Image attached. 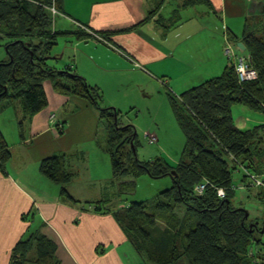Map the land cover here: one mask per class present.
<instances>
[{"label": "trees", "instance_id": "trees-1", "mask_svg": "<svg viewBox=\"0 0 264 264\" xmlns=\"http://www.w3.org/2000/svg\"><path fill=\"white\" fill-rule=\"evenodd\" d=\"M184 4L211 7L207 0H187ZM59 11V0H0V48L7 57L0 62V112L17 104L21 139L25 123L48 105L43 83L49 79L55 93L83 99L97 112L104 130L102 149L110 158L112 181L119 198L133 193L135 179L141 176L172 180L173 186L150 202L125 203V207L113 213L145 263L179 264L186 258L188 264H264V254L254 247L261 243L254 237L255 232L261 233L259 223L251 227L257 220H251L246 210L232 205L237 187L233 174L237 167L246 173L241 183L249 179V174L264 177V124L241 130L233 123L231 113L234 105L264 113V37L258 35L264 20L249 19L241 36L227 38L235 52L239 50L237 44H243V53L234 55L250 59L256 79L240 82L235 57H230L221 75L185 90L178 97L166 93L185 135L181 159L172 166L160 158L138 161L134 155L133 127L119 126V112L102 106L100 89L68 66L62 70L48 66L56 59L52 51L58 40L70 35L54 29L55 14ZM251 21L253 25L249 26ZM95 37L104 43V36ZM70 157L57 153L44 158L39 173L61 187L65 200L77 204L64 188L74 177L68 170ZM10 160L9 146L0 132L2 175H7ZM204 182L207 185L199 195L195 188ZM244 186L252 188L249 183ZM218 188L225 191V199L217 197ZM262 191L257 195L260 201L264 200ZM103 200L90 205L97 212L108 213ZM22 219L31 224L34 214ZM9 264H59L56 245L40 228L28 227L11 250Z\"/></svg>", "mask_w": 264, "mask_h": 264}, {"label": "crops", "instance_id": "crops-1", "mask_svg": "<svg viewBox=\"0 0 264 264\" xmlns=\"http://www.w3.org/2000/svg\"><path fill=\"white\" fill-rule=\"evenodd\" d=\"M186 1L59 0L54 29L70 35L52 51L57 68L70 67L109 102L114 88L127 79L133 83V77L139 88L143 80L159 86L173 82L182 92L217 77L229 64L226 41L242 35L245 21L264 20V1L207 0L211 7L185 6ZM240 20L241 29L233 28V21ZM95 34L104 36V43ZM44 90L48 105L27 122L23 139L16 122L11 141L0 125L11 152L7 175L0 172V264H9L11 250L28 227L40 228L55 243L59 264H133L138 254L113 216L126 204L115 193L105 198L109 212H97L92 201L73 190L75 185L84 190L81 173L93 169L89 147L103 151L97 112L83 99L55 93L52 85ZM57 153L71 156L68 170L74 177L64 188L77 204L61 196L60 186L42 189L47 181L39 173L40 162ZM106 184L113 187L112 177ZM30 213L31 224L22 219ZM248 214L251 220L259 218Z\"/></svg>", "mask_w": 264, "mask_h": 264}, {"label": "rangeland", "instance_id": "rangeland-1", "mask_svg": "<svg viewBox=\"0 0 264 264\" xmlns=\"http://www.w3.org/2000/svg\"><path fill=\"white\" fill-rule=\"evenodd\" d=\"M262 20V19H261ZM244 22L242 21V27ZM253 25V21L249 23V26ZM220 26V25H219ZM58 27V26H55ZM232 27V26H231ZM241 20L233 21V28L241 29ZM218 29H220L218 27ZM240 31V30H238ZM240 33V32H239ZM240 35V34H239ZM259 36L264 37V28H259ZM62 42L61 38L58 41ZM239 52L238 54H242ZM7 57L3 48H0V62L6 61ZM58 63L55 61L49 62L50 68L58 69L56 66ZM214 68L211 70L213 71ZM59 70V69H58ZM218 76L221 75V71L218 72ZM174 72L172 75H175ZM131 80H124L122 84L116 86L112 91V95L108 97L112 102L106 99L105 94L103 96V107L115 108L119 114V126H132L134 129L135 139V158L140 162H151L158 158L163 159L165 162L172 166L178 164L181 159L182 150L185 144V135L180 129L176 116L171 105L169 95L178 97L183 88L181 86H174L173 82L169 83V86L162 87L156 84H152L149 81L143 80L144 88L134 86ZM51 85V81L48 79L43 83V88H48ZM111 104H115L111 106ZM17 104L10 105L0 112V125H3L4 130L10 140L11 126L15 124L19 130L20 118L16 115ZM233 123L238 129L246 130L251 129L259 124H264V113L252 111L242 105H234L231 108ZM28 123H25V126ZM15 126V125H14ZM102 122L99 124L97 141L101 146L104 145V130ZM27 127V126H26ZM25 127V128H26ZM25 130V129H24ZM26 131V130H25ZM27 133V132H26ZM84 135L85 132H83ZM151 137L155 138V142H151ZM132 148V147H130ZM88 165L93 167L92 170L86 174L81 173V181L89 186L82 188L73 187L77 193L76 197H80L83 201H92L91 205H95L101 199L113 198L116 190V185L113 183V187L106 184L112 177L111 161L105 152L99 148L89 147ZM133 152V150H132ZM246 175L245 170L241 167H237V170L233 174L234 185L239 187L250 183V179H246L245 183H241V179ZM124 179V178H123ZM122 179V180H123ZM44 182L42 189L52 190L59 188L58 185L48 181ZM124 181V180H123ZM173 186V182L170 177L161 179H151L144 175L135 179V191L129 194H123L120 196L122 203H141L150 202L155 196L161 192L169 189ZM259 192H263L260 189L254 187L249 189L235 190V197L232 199V205L235 208H242L248 213H258L259 218L256 224L259 223V228L264 233V200L260 201L257 197ZM264 197V193H263ZM84 205H88V202H82ZM254 237L260 239L261 243L255 245L264 254V234L255 232ZM133 264H148L136 255L133 257ZM179 264H188L186 258H182Z\"/></svg>", "mask_w": 264, "mask_h": 264}, {"label": "built area", "instance_id": "built-area-1", "mask_svg": "<svg viewBox=\"0 0 264 264\" xmlns=\"http://www.w3.org/2000/svg\"><path fill=\"white\" fill-rule=\"evenodd\" d=\"M233 45L229 41H226V45L224 48L225 54L230 58H234L235 55L233 53ZM235 72L237 74V77L240 82H246V81H251L257 78V73L256 71L251 67L250 64V59L248 57H235ZM151 142H155V138L151 137ZM249 179H250V186L258 189L264 190V177H259L255 176L253 174H249ZM207 185L206 182L203 184H200L195 188V191L201 195L202 192L204 191L205 186ZM237 188L244 189L246 186L241 185ZM217 197L221 200L225 199V191L222 188H218L216 191Z\"/></svg>", "mask_w": 264, "mask_h": 264}, {"label": "water", "instance_id": "water-1", "mask_svg": "<svg viewBox=\"0 0 264 264\" xmlns=\"http://www.w3.org/2000/svg\"><path fill=\"white\" fill-rule=\"evenodd\" d=\"M237 47H238L241 51H244V50H245V48H244V46H243L242 43H238V44H237ZM246 217H247V215H246ZM256 225H257V224H253V225H251V227L256 226ZM261 233H263V231H261Z\"/></svg>", "mask_w": 264, "mask_h": 264}]
</instances>
